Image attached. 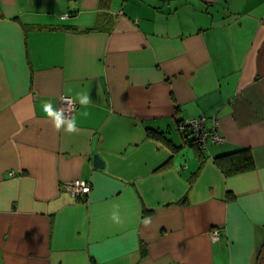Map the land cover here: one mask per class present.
<instances>
[{
	"label": "crops",
	"instance_id": "1",
	"mask_svg": "<svg viewBox=\"0 0 264 264\" xmlns=\"http://www.w3.org/2000/svg\"><path fill=\"white\" fill-rule=\"evenodd\" d=\"M0 264H264V0H0Z\"/></svg>",
	"mask_w": 264,
	"mask_h": 264
},
{
	"label": "built area",
	"instance_id": "2",
	"mask_svg": "<svg viewBox=\"0 0 264 264\" xmlns=\"http://www.w3.org/2000/svg\"><path fill=\"white\" fill-rule=\"evenodd\" d=\"M65 17H66V15L62 16V18H65ZM62 98L71 99L72 101H73V99L68 97V96H65V95L61 96L59 108H61V107L68 108L69 105ZM75 109H76V103L74 102V108H73L72 113L74 112ZM178 126H179L181 133L186 138H188V139L194 138L195 140L202 143V147H201L202 151H204V149H205V144H206L208 138L209 139H211V138L216 139L215 135L212 134L211 131H208L206 129L204 118L183 119L179 123ZM65 188L73 197L81 198V197L85 196V194L87 193L89 185L85 181L75 180L69 184H66ZM219 236H220V232L218 229L211 230V232H210L211 240L215 241L219 238Z\"/></svg>",
	"mask_w": 264,
	"mask_h": 264
},
{
	"label": "clouds",
	"instance_id": "3",
	"mask_svg": "<svg viewBox=\"0 0 264 264\" xmlns=\"http://www.w3.org/2000/svg\"><path fill=\"white\" fill-rule=\"evenodd\" d=\"M69 105L68 108L61 107L59 109L55 108L53 104L49 102L42 103V111L45 116L52 122V125L56 131H60L63 129L64 132L68 134L78 133L79 129L76 125V118L71 113L74 108V101L67 98H62ZM77 99L81 106L87 105L90 102V97L87 94H77ZM81 115L87 117L89 115L88 112H83ZM111 219L113 222L119 224L122 221L117 213H113ZM145 225L150 223V221L145 218L143 221Z\"/></svg>",
	"mask_w": 264,
	"mask_h": 264
},
{
	"label": "trees",
	"instance_id": "4",
	"mask_svg": "<svg viewBox=\"0 0 264 264\" xmlns=\"http://www.w3.org/2000/svg\"><path fill=\"white\" fill-rule=\"evenodd\" d=\"M156 1L163 2L166 0ZM185 140H187L185 143L193 147V149L197 152L199 156H203L201 142L195 140L194 138L188 139L185 137ZM213 162L216 166L219 167L220 171L224 176H231L235 174L244 173L252 170L254 167L251 152L247 148H238L233 151L217 155L213 159Z\"/></svg>",
	"mask_w": 264,
	"mask_h": 264
},
{
	"label": "water",
	"instance_id": "5",
	"mask_svg": "<svg viewBox=\"0 0 264 264\" xmlns=\"http://www.w3.org/2000/svg\"><path fill=\"white\" fill-rule=\"evenodd\" d=\"M93 165H94L95 168H98V169H101L103 167V163L98 158V156H94V158H93Z\"/></svg>",
	"mask_w": 264,
	"mask_h": 264
},
{
	"label": "rangeland",
	"instance_id": "6",
	"mask_svg": "<svg viewBox=\"0 0 264 264\" xmlns=\"http://www.w3.org/2000/svg\"><path fill=\"white\" fill-rule=\"evenodd\" d=\"M77 198V197H76Z\"/></svg>",
	"mask_w": 264,
	"mask_h": 264
}]
</instances>
